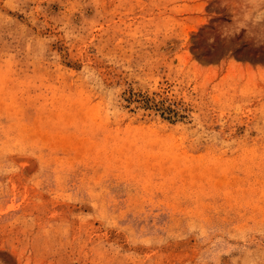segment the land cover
Wrapping results in <instances>:
<instances>
[{"label": "rangeland", "instance_id": "rangeland-1", "mask_svg": "<svg viewBox=\"0 0 264 264\" xmlns=\"http://www.w3.org/2000/svg\"><path fill=\"white\" fill-rule=\"evenodd\" d=\"M0 264H264V0H0Z\"/></svg>", "mask_w": 264, "mask_h": 264}, {"label": "bare ground", "instance_id": "bare-ground-1", "mask_svg": "<svg viewBox=\"0 0 264 264\" xmlns=\"http://www.w3.org/2000/svg\"><path fill=\"white\" fill-rule=\"evenodd\" d=\"M32 163V162H31ZM33 164V163H32Z\"/></svg>", "mask_w": 264, "mask_h": 264}]
</instances>
